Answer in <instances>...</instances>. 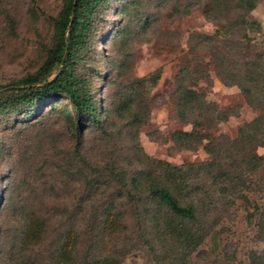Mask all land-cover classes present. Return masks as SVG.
Masks as SVG:
<instances>
[{
	"label": "rangeland",
	"instance_id": "rangeland-1",
	"mask_svg": "<svg viewBox=\"0 0 264 264\" xmlns=\"http://www.w3.org/2000/svg\"><path fill=\"white\" fill-rule=\"evenodd\" d=\"M245 1H99L90 19V51L79 54L74 73L87 81L97 97L101 124L109 127L113 138L101 140L98 128L88 124L82 158L74 152V141L59 109L42 106L44 111L28 121H22L23 113L0 112V264L55 262L65 236L62 233L72 225L65 209L72 211L89 190L99 189L103 197L115 193L118 184L108 172L111 166L151 172L152 159L192 164L188 171L194 191L189 197L196 199L201 217L209 214V224H202L200 233L204 234L196 235L198 242L188 245L177 240V235H159L146 218L120 201V228L110 234L101 231V221L96 222L93 211L86 210L75 226L78 239L72 255L109 256L116 264L264 263V146L256 147L262 158L251 166L247 154H242L254 148L253 141L232 143L240 139V128L261 116V111L248 104L237 85L226 84L221 78L233 69L244 78L257 76L258 70L247 64L259 63L262 76L258 86L250 89L255 101L264 103V0H251L252 8ZM61 5L62 0H0V86L34 74L43 64L53 45L54 20ZM125 6L127 13L121 15ZM145 21L147 27L143 28ZM124 26V37H117ZM207 35L212 40L204 39ZM111 60L122 63L117 73H112ZM158 66H162V75L148 94L145 125L132 127L126 114L119 117L112 112L105 117L102 101L106 96L115 105L128 94L135 105L145 100L146 88L130 82ZM179 73L185 77V85L197 80L195 89L204 104L237 112L214 124L201 118L198 130L209 140L191 149L171 140L175 130L192 128L177 115ZM112 74L120 75L121 85L108 84ZM136 110L143 111V107L138 105ZM246 133L264 139V125ZM135 137L150 160L145 155L142 161L136 160L131 148ZM208 141L214 145L213 154L203 148ZM214 158L217 164L237 172L238 179L228 184L224 196L212 182L215 170L206 172L200 165ZM24 198L33 217L44 223L22 252L19 241L25 222L16 206ZM94 206L96 214L102 216L103 209Z\"/></svg>",
	"mask_w": 264,
	"mask_h": 264
},
{
	"label": "trees",
	"instance_id": "trees-1",
	"mask_svg": "<svg viewBox=\"0 0 264 264\" xmlns=\"http://www.w3.org/2000/svg\"><path fill=\"white\" fill-rule=\"evenodd\" d=\"M99 1L62 0L61 8L54 20L53 45L49 49V55L46 60L34 74L22 77L8 85L0 86V112L23 113L22 121L31 120L42 113L44 111H42V106L59 109L69 132V138L74 141V152L82 158L84 157L82 153L83 136L88 124L98 128L101 140L109 141L113 138V133H111L109 127L101 124V113L98 110L100 105L97 103V97L91 93L87 81L74 73V64L80 58L79 54L90 51L87 47V40L90 36V19ZM212 1L218 3L226 0ZM245 2L249 3L251 8L253 7L251 0H246ZM124 8L125 10L121 11V15H126L127 13L126 6ZM146 22H144L143 28L147 27ZM126 29L127 26H124L118 31L116 36L124 37V30ZM212 38L210 35L204 37L208 41L212 40ZM120 64L122 63L117 60H111L110 68L112 73H117ZM251 64L258 70L257 76L252 75L244 78L231 68L233 70H230L229 74L221 78L226 84L237 85L246 97L248 104L261 111V116L245 123L240 128V139L232 141V143L237 142V140L253 141L254 148L249 150V153L245 152L242 154L243 157L247 154V162L252 166L260 162L262 158L256 152V147L264 146V139L247 135L246 130L264 125V121H262L264 119V103L260 100L255 101V97L251 92L250 86H258L259 77L262 76L260 64L250 62L247 65L251 66ZM161 75L162 66H158L146 75L131 80L130 83L134 86L146 88L145 100H143L145 102L141 100L135 105L129 97L131 94H128V97L115 105L114 100L109 96L107 97L106 95L108 94H106V99L102 101L106 104L105 117H109L112 112H115L119 117L130 116V125L132 127L145 125L148 122V107L150 108L148 105V102H150L148 94L159 81ZM101 78L99 76V79ZM119 79V74H112L108 78V84L119 86L121 85ZM176 80L179 90L177 115L181 120L190 123L192 128L190 130H175L171 134V140L179 146L191 149L202 144L201 142L204 139L209 140V137L200 134L198 130L202 124L201 118L206 121L210 120L214 124L227 120L229 116H235L237 112L235 110H220L213 103L204 104L202 95L195 89L198 84L196 79H193L189 85H185L186 79L179 73ZM130 92L128 91V93ZM62 99L64 101H61ZM138 105L143 107V111L136 110ZM199 109H202V112L195 111H199ZM223 139L229 142L228 137L223 136ZM133 141L131 148L136 153V160L142 161L144 155L147 160H150V158L146 157L138 139L135 137ZM56 142L61 141L56 139ZM210 142L204 143L203 148L207 153L213 154L214 145ZM215 160L214 158V160L202 162L200 165L206 172L211 173L215 170V173L211 175L212 182L220 187L219 193L224 196L228 193V184L238 179L237 172L228 170V165L217 164ZM150 163L152 166L151 172L142 169L136 172H129L128 169L121 167L118 169V167L111 166L108 172L118 184V189L115 193L103 197L101 190H89L86 199L80 197L79 202L72 208V211L68 207L65 209L64 214L69 216L72 225L62 233L65 236L61 239L62 244L57 250L56 260L51 264H116V261L109 256L97 255L78 258L72 254L77 247L78 239V232L75 226H78V221L86 214V210H92L97 217L95 221H101V231L105 234H110L120 228L119 221L122 218V213L119 211L120 201L129 204L141 218H146L150 223V227L156 230L159 235H177V240L186 242L188 245L198 242L196 235L204 234L200 232L204 230L203 223L209 224L206 220L209 214L201 217L198 214L197 205H195L196 199L189 197V194L194 191L191 189L193 178L188 171L192 169V164H172L161 159H152ZM92 168L95 170L96 167L93 166ZM10 195H7L5 200L10 198ZM96 196L98 198H95ZM102 197L103 201L106 202L105 206L103 201H101ZM26 201V198H24L23 203L19 201L16 206L17 214L22 219V222H25L23 224L22 237L19 241L22 252L27 250L28 245L31 244L32 236L36 234L37 229H41L44 223L43 220L40 221L33 217L32 210H30ZM96 204L98 208L103 209L102 216L96 214L94 209ZM81 208L82 210L78 211Z\"/></svg>",
	"mask_w": 264,
	"mask_h": 264
}]
</instances>
